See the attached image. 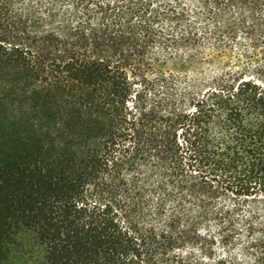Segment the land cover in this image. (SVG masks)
Masks as SVG:
<instances>
[{"label": "trees", "instance_id": "trees-1", "mask_svg": "<svg viewBox=\"0 0 264 264\" xmlns=\"http://www.w3.org/2000/svg\"><path fill=\"white\" fill-rule=\"evenodd\" d=\"M163 4L0 0V247L11 264H264V34L246 64L179 87L154 73L197 38L156 28L187 14ZM203 4L247 5L264 27V0Z\"/></svg>", "mask_w": 264, "mask_h": 264}, {"label": "rangeland", "instance_id": "rangeland-1", "mask_svg": "<svg viewBox=\"0 0 264 264\" xmlns=\"http://www.w3.org/2000/svg\"><path fill=\"white\" fill-rule=\"evenodd\" d=\"M160 1H165L163 7L169 9L185 8L187 14L183 21L171 14L170 18L164 19L159 24L156 23V28H163V31L170 35L173 33L180 35L185 30H191L197 38L196 44L181 46L167 65H157L159 66L158 70L154 73V76L159 70L172 73L176 76L179 87L190 83L191 79H202L223 68H234L246 64L251 59L250 51L247 50L251 49L252 40L264 34V27L255 18L258 16L257 13H253L247 5H241L240 8L211 10L204 6V0H155V4H160ZM168 3H172V6L169 7ZM259 12L264 14V8ZM203 27L204 29H202ZM215 28L224 30L226 35L224 41H220L218 34H215ZM233 30L238 31L237 40H232L233 38H230V34H228V31ZM199 36L202 37L199 39ZM161 47L155 46L153 50L160 52ZM173 50L176 49L173 48ZM163 53L166 54L165 51ZM180 56L183 58L194 56L195 59L190 65L184 66L181 61L176 59ZM256 56H258V60L259 58L264 60V50L259 51ZM153 92L154 90H151L150 97L154 96ZM155 92H157L158 99L167 98V94L161 87ZM5 252L0 247V264H11L8 261V256H5Z\"/></svg>", "mask_w": 264, "mask_h": 264}]
</instances>
